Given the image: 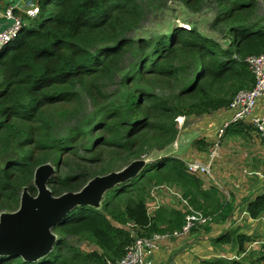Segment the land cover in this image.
<instances>
[{
  "label": "trees",
  "instance_id": "obj_1",
  "mask_svg": "<svg viewBox=\"0 0 264 264\" xmlns=\"http://www.w3.org/2000/svg\"><path fill=\"white\" fill-rule=\"evenodd\" d=\"M26 1L40 9L33 24L21 30L29 36H19L0 53V214L19 208L24 188L37 193L36 170L48 162L56 166L48 186L60 196L80 191L94 177L121 170L153 149L171 146L181 116L224 110L240 89L251 88L255 77L246 59L264 54L260 0H216L214 24L231 38L227 47L195 25L155 38L128 37L143 18L144 0ZM209 3L182 0L194 13ZM127 54L133 58L128 67L123 62ZM117 79L114 102L106 88ZM158 88L170 92L156 93ZM83 97L96 107L92 114H84L88 102ZM69 119L75 124L64 126ZM251 132L264 142L251 123L231 124L224 136ZM213 142L198 139L196 158L204 159ZM257 178L264 179V171H257ZM162 185L167 188L163 197L169 195L175 204L161 202L151 216V189ZM212 188L183 159L163 157L109 190L100 208L73 209L54 228L58 241L46 257L31 262L0 256V264H108L124 256L134 241L128 223L136 225L138 236L173 231L185 224L189 206L213 216L210 224L196 223L190 234L209 232L216 223L232 224L234 196L219 197L209 192ZM247 212L255 219L264 214V192ZM239 230L222 232L212 242H234L244 250L250 236ZM72 239L96 248L84 250ZM259 253L258 261L264 262V250Z\"/></svg>",
  "mask_w": 264,
  "mask_h": 264
},
{
  "label": "rangeland",
  "instance_id": "obj_2",
  "mask_svg": "<svg viewBox=\"0 0 264 264\" xmlns=\"http://www.w3.org/2000/svg\"><path fill=\"white\" fill-rule=\"evenodd\" d=\"M0 5L7 8L10 6H18L22 5L19 3L20 0H0ZM209 4L204 5L203 9L200 12H192L189 9H187L183 4L182 0H144L143 6H144V15L139 24L130 31L127 36L133 39H148V38H155L158 37L161 34L173 32L176 28H184V29H193L194 25L195 27L204 32L205 35H208L209 37H212L213 39L217 40L221 45H225L226 47L229 44V41L231 38L228 36L227 32L224 29H220L217 25L214 24L215 17L217 15L218 11V5L216 0H209ZM27 5H25L22 9L23 12L19 11L22 14L24 26L33 24V18L26 15V9ZM258 15L264 19V0L259 1L258 9H257ZM23 38H28L29 33L25 32L20 35ZM13 41L11 43V46L14 45ZM133 61V58L131 55L127 54L123 60L124 65L126 67L131 65V62ZM120 78V77H119ZM119 79L114 80L111 84H108L106 88V92L110 95L111 101L116 100V97L118 95L119 90ZM254 85V84H253ZM248 88L240 89L236 95L243 90H246ZM159 91V92H158ZM156 93H169L170 90L158 88ZM235 95V97H236ZM234 97V98H235ZM233 98V100H234ZM232 100V101H233ZM83 102L87 101L88 104H83V111L85 115L92 114L95 112L96 107L92 105L91 100L83 97ZM231 104V103H230ZM229 104V105H230ZM218 112V111H216ZM214 113V112H213ZM211 114V113H210ZM209 114V115H210ZM206 115L204 117L206 118H200V119H192L190 116H182L180 119H178L179 125H181V128L179 127V137L178 140H185L189 142L187 144H184V147L180 149H176V146H168L164 150H151L148 154L144 155L142 159H146L147 163H152L154 161H157L161 158L165 157H179L185 155L186 151L191 148L195 147V142L198 140V138L202 135L204 142L211 143V141H216L220 138L221 141V159L216 163L215 170L213 173V176L217 179H233L234 177H238L236 173H234V169H232L231 165H229V162L236 161V163H240V167L245 166L246 169H250L251 171L257 170V171H263L264 170V142L262 140L258 139V136L256 133H249L247 136H238V137H226V136H219L218 132L216 135H212L213 138L210 137L209 131H203L202 127H210V130L212 129V133L214 134V131L216 129V124L219 123L218 119H216V116H209ZM225 118H228L230 114H223ZM64 126L70 127L71 125H74L75 122L73 120L69 119L66 120L64 123ZM100 124V123H99ZM93 126V125H92ZM98 126V125H97ZM100 126V125H99ZM220 127V125H219ZM218 127V128H219ZM186 133H189L188 135ZM203 133V134H201ZM185 135V136H184ZM213 142V143H214ZM192 148V149H193ZM176 149V150H175ZM203 149H208V147H204ZM175 150V151H174ZM83 153V152H82ZM81 153V154H82ZM106 152L102 153L105 154ZM191 153V149H190ZM205 157V156H204ZM244 157V159H241ZM182 159V158H181ZM184 160V159H183ZM202 161H206L207 158L200 159ZM186 161V160H185ZM244 161V162H243ZM50 165L53 168L54 173L56 172V166L52 163L48 162L46 163ZM116 165L119 167L120 163H116ZM123 166V165H122ZM121 166V168H122ZM126 167V166H125ZM124 168V166H123ZM122 168V169H123ZM243 169V168H240ZM94 170L99 171L100 166L96 165L94 167ZM115 172V171H111ZM109 172V173H111ZM108 173V174H109ZM210 179V178H208ZM251 179H257V178H251ZM209 183V182H208ZM229 184V183H228ZM226 184V186L228 185ZM215 184L209 183L208 187L213 186ZM216 186V185H215ZM225 185L222 187L225 190L224 195L228 197L227 191H230ZM255 185L253 184L252 187ZM154 188V187H153ZM152 188V189H153ZM165 187H163L164 189ZM151 189V192H152ZM166 190V189H165ZM36 194H32L36 196L38 194V190H36ZM175 192H179L176 189ZM210 193L216 194L220 197H222L221 190L216 189L215 187L212 188V190H209ZM234 193V192H233ZM177 197V201L180 200V195L175 193ZM232 194V192H231ZM163 191H159V188H156L153 191V196L156 197V208L159 209L162 206V200L165 204H175L173 203V200L169 198L170 196L167 195L166 197H163ZM168 198V199H167ZM160 201V203H159ZM185 204V202H184ZM21 207V200L19 208L15 211H18ZM15 211H9L4 210L3 212H15ZM152 211V210H151ZM149 211L151 216H153V213ZM2 212V213H3ZM159 233V232H155ZM154 233V234H155ZM195 232L190 234L188 237L193 236ZM257 235L254 236L257 237ZM262 236V235H261ZM150 237V236H149ZM173 240V239H171ZM72 242L74 244H77L79 247H82L84 250H92L95 249L96 246L93 244H90L86 241H80L78 239H72ZM264 242V240L261 241H252L250 248H254L256 246L260 247L261 244ZM260 244V245H259Z\"/></svg>",
  "mask_w": 264,
  "mask_h": 264
},
{
  "label": "water",
  "instance_id": "obj_3",
  "mask_svg": "<svg viewBox=\"0 0 264 264\" xmlns=\"http://www.w3.org/2000/svg\"><path fill=\"white\" fill-rule=\"evenodd\" d=\"M14 19L0 18V32L14 23ZM137 159L121 170L91 179L80 191L54 195L48 186L53 168L44 164L35 173L36 196L24 188L21 207L15 212L0 214V256H17L26 261L46 257L58 241L54 228L78 206L100 208L105 194L119 184L136 177L147 165Z\"/></svg>",
  "mask_w": 264,
  "mask_h": 264
},
{
  "label": "crops",
  "instance_id": "obj_4",
  "mask_svg": "<svg viewBox=\"0 0 264 264\" xmlns=\"http://www.w3.org/2000/svg\"><path fill=\"white\" fill-rule=\"evenodd\" d=\"M19 3L22 4V8L24 5H27L26 0H20ZM0 9L4 10L5 7L0 5ZM209 116H216V119H218L219 122L216 124L217 126L214 134L212 133V129L210 130V127H202V130L209 131L210 137L213 138L212 135H216L219 125L226 118L218 114V112L211 113ZM191 118L196 120L206 117L199 116ZM186 134L188 135L189 133ZM200 138H203V136L201 135L198 139ZM188 142L189 140H178L177 138V141L172 145L176 146V149H180L181 147L183 148L184 144H187ZM192 148L193 147L189 148L185 155L181 157L184 159V161H193L197 159L200 160L199 158H196V156L199 155V151L197 149L195 151V147L193 149ZM206 158H208V155ZM241 159H244V157ZM229 165H231L232 169H234V173L237 175L240 173L239 178L233 176V179L204 180L206 181L207 185L209 183L215 184L216 186L213 185V187H218V189L221 190V193H225V190L222 186H226V184L229 183L226 186L230 190L227 191V195L229 197L227 199L230 200L231 197L234 196V211L232 213V219L235 221H233L230 225L228 224L229 222H222L219 224L216 223L211 225L209 232H197L190 237H188V235L182 239L173 238V240L166 241L153 256L155 264H236L235 261L239 262L240 264H264L263 261H258V258L261 256L259 252L264 250V242L260 243V247L256 246L252 249L250 248L252 241L264 240V214L261 217L255 219L250 218V215L247 212L250 202L255 200L260 194L264 192V179L257 178V170L251 171L250 169H246V165V167H240V163H236L235 160L229 162ZM252 177L257 179H251ZM253 184L255 185L254 187H252ZM224 193L222 196H225ZM237 228H240L238 232L250 236V240L248 238L244 241V250H240L239 246H236L234 242L213 244L212 238L220 235L222 232L228 230L233 231ZM257 234L258 236L254 238V236ZM234 256H239L240 258H233Z\"/></svg>",
  "mask_w": 264,
  "mask_h": 264
},
{
  "label": "built area",
  "instance_id": "obj_5",
  "mask_svg": "<svg viewBox=\"0 0 264 264\" xmlns=\"http://www.w3.org/2000/svg\"><path fill=\"white\" fill-rule=\"evenodd\" d=\"M27 7L25 13L29 17H36L40 12L38 6L33 7L27 5ZM21 8L20 5H10L4 10L0 9L1 19H14L15 21L12 26L0 32V51L17 38L24 26L22 14L19 12H23ZM246 61L254 74V85L251 88L240 91L226 109L218 111V114L223 117V114H230L228 118L221 122L217 130L220 137L225 135L226 129L231 124L251 123L261 133L264 139V54L250 56ZM179 127L181 128V125ZM221 158V141L219 138L214 142L206 161L198 159L186 161V165L191 173L200 175L204 179H217L213 176V173L216 163ZM163 187L167 189L163 185L155 186L152 189L151 196L154 200L148 208L149 211L156 208L157 204L156 197L153 196V191L156 188H159V191H163ZM175 193L179 194V192ZM185 203L187 204L186 201ZM189 209L191 213L186 216V222L182 228L155 233L150 237L138 236L134 230L136 225L128 223L127 227L131 229V236L134 238V241L126 248L124 256L114 261L110 260L108 264H155L153 256L161 248L163 243L173 238H183L190 235L191 229L196 223L210 224L213 221V216H206L203 212L194 210L191 206H189Z\"/></svg>",
  "mask_w": 264,
  "mask_h": 264
},
{
  "label": "clouds",
  "instance_id": "obj_6",
  "mask_svg": "<svg viewBox=\"0 0 264 264\" xmlns=\"http://www.w3.org/2000/svg\"><path fill=\"white\" fill-rule=\"evenodd\" d=\"M36 17H37V16H36ZM32 18H35V17H32ZM21 30H22V29H21ZM20 34H21V31H20L19 35L17 36V38L20 36ZM17 38H16V39H17ZM16 39H14L13 41H16ZM13 41H12V42H13ZM12 42H11V43H12ZM11 43L8 44L7 46L11 45ZM7 46H6V47H7ZM6 47H5V48H6ZM5 48H4L2 51H0V53L3 52V51L5 50ZM181 117H182V116H181ZM178 137H179V136H178ZM176 141H177V140H176ZM176 141H175V142H176ZM175 142H174V143H175ZM235 257L238 258V259L240 258L239 256H234L233 258H235Z\"/></svg>",
  "mask_w": 264,
  "mask_h": 264
}]
</instances>
